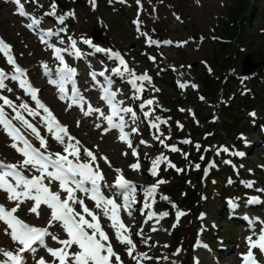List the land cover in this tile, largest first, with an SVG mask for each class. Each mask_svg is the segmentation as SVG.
I'll return each instance as SVG.
<instances>
[{
  "label": "rangeland",
  "instance_id": "374dc122",
  "mask_svg": "<svg viewBox=\"0 0 264 264\" xmlns=\"http://www.w3.org/2000/svg\"><path fill=\"white\" fill-rule=\"evenodd\" d=\"M238 1L141 0L142 7H139L136 0H125L123 3L120 0H96V7L93 9L89 0H57L56 16H47L45 13L50 11L52 0H38V5L42 7L30 3L29 0H21L25 10L41 20L37 29L57 31L60 27H66L67 34L61 33L65 43L59 44L57 38L51 43L63 48L68 46V36L77 39V47L83 53V58L74 59L66 54L65 56L77 69H86L85 79L88 81L89 68L108 69L106 72L109 74L112 73V68L119 65L118 62L108 59L105 53H95L93 48L82 43V39H91L96 46L120 52L130 69L137 74L146 72L151 76V84L145 82V91L140 100L131 99L134 90L127 83L129 79L127 74L113 76L116 78V87L122 91L119 99L124 101L125 106L133 107L139 117L134 125L139 129V133L133 134L131 138L140 153L141 168L139 171H133L129 165L136 162V158L131 155V150L126 144L117 139L118 133L115 130L102 135L95 124L103 122L97 120L96 114H93V121L91 116L86 117L88 121L90 120L87 129L91 134H84L83 126L77 127V119L72 117V114L83 115L79 108L73 106L66 110L67 103L63 104L57 99L58 91L50 84L45 90L46 94L43 93L42 87L48 83V78L43 76L42 64L46 62L49 68L55 69L58 62L53 58L52 51L42 44L39 38L31 35L36 29L30 31L25 26L30 20L19 16L10 0H0V38L12 45L17 62L29 69L32 81L41 90L40 98L53 110L61 123L68 126L70 133L76 138L77 136L81 138L84 141L83 145L95 151L98 156L109 158L112 168L103 160L99 161L105 179L112 183L116 176L114 169L119 168L123 170L128 180L140 188L151 186L157 179L167 181L158 189L157 202L153 210L157 213L168 211L169 216L158 224L150 221L145 225V233L151 232L150 225L159 229L157 232H151L159 240V245L144 247L139 244L138 238L133 236L138 242L139 251L170 258L168 261L161 260L160 264H171L172 260L177 264H194V258L198 259L200 264H241V254L247 251L246 237L251 234V229L249 224H241L230 218L236 217L237 214L232 212L237 211L230 206L229 201L237 205L239 216L243 219L259 217L260 220H264V203L251 205L247 203L249 197L253 196H258L264 201V193L256 190L264 189V67L263 70L258 67L252 73L243 75L239 66L248 54L255 59L264 57V0H245L248 3L247 11L237 20L239 35L234 38L233 47L227 49L228 53L225 54L221 52V44L232 31L227 25L231 23L230 12ZM68 12H74L75 15L67 17L65 24L60 25L56 17ZM176 16H179L180 20H177ZM136 19L141 22L139 32L133 23ZM22 29L27 32L24 36ZM97 29L104 34L98 40L93 37V32L96 33ZM148 39L160 43L150 45L147 43ZM166 40H172L174 43L166 45L163 43ZM181 41L188 43L176 46V43ZM215 52L219 53V60L213 63L210 60ZM228 55L232 57L231 67L223 69ZM149 57H155V60ZM0 67L6 70L10 67L2 54ZM218 78L220 80H216ZM6 83L13 88V93L4 92V95L13 100H16V96H21L34 107V102L24 96L22 90L13 82ZM180 83H188L189 86L182 89L179 87ZM192 83L198 88L193 89L190 86ZM84 87L90 94L96 93V98L100 99L99 92L91 91L88 82ZM208 90H211V93H208ZM200 96L205 99L200 100ZM85 97L92 103L88 96ZM150 98L156 100L159 109L155 108L153 115L146 120L139 110V105L143 100ZM102 109L108 111L107 107ZM253 112L255 116L250 115ZM156 115L167 120L166 124L160 125L159 132L149 126V120H154ZM225 120L230 124L227 130L223 129L228 126L224 124ZM177 122L183 125L182 129L178 128ZM160 133H163L161 139L170 137L165 140L166 144L176 145L181 151L171 152L154 139ZM184 139H189L193 143L184 144L181 142ZM141 140L147 143L141 145L139 144ZM9 144L8 138L0 132V159L15 162L20 157ZM196 144L201 146L199 151L195 147ZM51 146L55 151L61 150L55 143ZM225 147L229 149L228 152L220 151L219 155L216 154L217 150ZM124 152H128V155H123ZM235 152H243L244 156L233 155ZM182 153H187L188 158L185 159ZM160 154H164L177 167L185 170L177 173L175 169L161 164L159 175L151 176L149 171L151 161ZM202 155L205 156L202 160L203 167L200 165ZM210 162H213L215 167L210 168L205 175L204 170ZM195 164L200 165L198 170L195 169ZM171 175L173 177L179 175V180L178 177L172 178ZM183 178H187L183 186L174 187L176 181ZM230 179L232 183H229ZM241 181L255 183L252 188H247ZM161 195L168 196L172 203L186 213L176 227H172L175 222V209L168 201L160 200ZM137 199L142 201L143 195L137 192ZM0 200L6 203L3 194H0ZM140 207L141 205L136 208ZM45 210L43 219L26 213L24 206L18 215L28 223L44 226L47 218V209ZM121 215L127 225H133V232L143 219L137 211H133L131 217L123 211ZM256 226L259 230V223ZM198 241L207 247H197ZM0 242V247L8 249L15 247L3 232H0ZM49 242L53 247L58 246L54 242ZM112 242L115 250L121 254L124 264H134L124 252V246L119 245L114 238ZM165 244L168 247H164ZM223 244L228 246V250L219 255L216 249ZM178 248L181 249L180 254L174 256L173 253ZM39 256L50 259L43 250L38 252L37 258ZM209 257H212L211 262L208 260ZM258 258L264 259V256L258 254ZM28 264H35L31 256L28 257ZM144 264L152 262L145 261Z\"/></svg>",
  "mask_w": 264,
  "mask_h": 264
},
{
  "label": "snow or ice",
  "instance_id": "6c2138e0",
  "mask_svg": "<svg viewBox=\"0 0 264 264\" xmlns=\"http://www.w3.org/2000/svg\"><path fill=\"white\" fill-rule=\"evenodd\" d=\"M12 2L17 7V14L30 20L25 26L30 31L37 29L41 20L28 13L21 0H12ZM29 2L38 5V0H29ZM120 2L123 3L125 0ZM89 3L95 9L96 0H89ZM136 3L142 7L141 0H136ZM57 7V0H52L50 11L45 15L56 16ZM74 15V12H68L56 18L60 25H64L66 18ZM176 19L180 20V17L176 16ZM133 23L139 32L140 20L136 19ZM61 33L67 34L66 27H60L57 31L49 29L38 32L40 42L52 51L53 58L58 62L55 69L49 68L46 62L42 64L43 74L48 78L47 82L57 89L58 99L67 103L66 110L75 106L85 117L96 114V119L103 122L95 124L102 135L116 130L117 139L126 144L131 150V155L136 158V162L130 164L129 168L139 171L140 153L133 145L131 138L133 134L139 133V129L134 126L139 119L137 111L131 106H125L123 100L117 99L119 90H113L112 79L105 75L108 69L99 73L90 72L94 87L99 89L100 100L106 104L108 112L92 105L77 86V69L66 61L64 55L66 53L75 59L83 58V53L77 47V39L68 36V46L63 48L50 42L52 37H57L58 43L64 44L65 39ZM82 43L93 48L95 53H105L108 59L118 62L119 66L112 68L111 72L121 76L127 74L129 77L127 83L134 90L131 99H142L145 82L151 84V76L146 72L137 74L130 69L124 56L118 51L96 46L91 39H82ZM147 43L158 45L160 42L148 39ZM163 43L172 45L174 42L166 40ZM187 43L188 41L177 42L176 46L180 47ZM0 54L10 66L9 70L0 67V132L8 138L9 147L20 157L15 162L0 159V194H3V200L7 201V203L0 202V232L8 236L15 245L12 249L0 247V264H28L29 256L35 264H124L121 254L115 250L113 238L119 245L124 246V252L134 264H144L145 261L160 264L161 260L168 261L170 259L168 256H151L146 251H138V242L133 239V236L137 237L139 244L144 247L157 246L155 241L149 243L152 237L146 235L144 225H148L150 221L158 224L169 216L168 211L157 213L153 210L157 202L158 189L167 181L157 179L151 186L142 187L140 189L143 194L142 201L137 199L138 186L125 177L122 169H114L115 179L109 183L99 163L103 160L109 168H112L109 158L98 156L95 151L84 146L70 133L68 126L61 123L53 110L40 98L41 90L29 81L27 70L17 62L12 45L3 38H0ZM149 59L154 61L155 57H149ZM209 71H211L210 68ZM98 76L104 78L103 83L97 80ZM6 81L15 82L24 96L34 102V107L21 96H16V100H13L8 95H4V92L13 93V88L9 87ZM68 85H71L70 92ZM188 86V83L179 84L182 89ZM190 86L193 89L198 88L195 83ZM154 90L159 91V89ZM199 99L203 101L205 98L200 96ZM156 103L154 98H150L143 100L139 105V110L146 120L155 112ZM180 111L185 110L180 109ZM250 115L255 116V113ZM166 123L167 120L161 119L158 115L154 120H149V126L157 132L160 131V125ZM76 125L79 127L80 121H76ZM177 126L180 129L183 128L179 122ZM126 128L129 130L126 131ZM162 135L163 133H160L154 139L171 152L181 151L176 145L166 144L165 140L170 137L161 139ZM181 142L193 143L189 139ZM52 143L58 145L61 150H53ZM146 143L143 140L139 141V144ZM195 147L199 151L201 146L196 144ZM220 151L228 152L229 149L221 148L216 154L219 155ZM122 154L127 156L128 152ZM182 155L185 159L188 158L187 153ZM233 155L242 157L244 153L235 152ZM200 158L203 160V155ZM225 163H231V161H225ZM161 164L175 169L177 173L185 170L177 167L164 154H160L151 161L149 169L151 176L159 175ZM194 167L198 170L200 165L195 164ZM212 167H215V164L210 162L204 170L205 175ZM229 183H232L231 179ZM241 183L247 188H252L255 182L241 181ZM256 190L264 193V189ZM159 199L168 201L175 209V222L172 227H176L186 213L172 203L168 196L161 195ZM86 200L92 202L91 207ZM247 203L262 204L264 201L258 196H253L249 197ZM137 204L141 207L136 208ZM229 204L233 209L237 207L232 201H229ZM22 206L25 207L26 213L34 214L38 219L44 217V210L47 209L44 226H37L22 219L18 215ZM122 211L129 217L133 215V211H137L143 217L135 232L125 223L121 215ZM245 219L248 220L251 234L246 237L247 251L241 254V264H264V259H258V254L264 256V220H260L259 217L251 219L245 217ZM257 223L260 225L258 231L255 227ZM149 230L157 232L159 229L150 225ZM49 241L58 246H51ZM196 246L207 247V245H201L199 241ZM164 247L168 245L165 244ZM40 250L46 252L50 259H46L45 256L37 258ZM180 251L181 249L178 248L173 255L178 256ZM171 264H177V262L172 260ZM194 264H200V261L194 258Z\"/></svg>",
  "mask_w": 264,
  "mask_h": 264
},
{
  "label": "trees",
  "instance_id": "16d2710c",
  "mask_svg": "<svg viewBox=\"0 0 264 264\" xmlns=\"http://www.w3.org/2000/svg\"><path fill=\"white\" fill-rule=\"evenodd\" d=\"M247 7H248V3H247V1H245V0H239L238 1V4L236 5V7L235 8H233L232 10H231V12H230V21H231V23H230V25H227V28L228 29H232V31L229 33V34H227L226 35V40L225 41H223L222 42V44H221V52H223V53H225V54H227L228 53V50L227 49H230V48H232L233 47V41H234V38L235 37H237L238 35H239V32H238V27H237V20L241 17V16H243L244 15V13L247 11L246 9H247ZM224 30H226V29H224ZM238 32V33H237ZM236 33H237V35H236ZM227 58H226V60H227V63L226 64H223V66H222V68L224 69H228V67H230V66H227L228 64L229 65H231L230 63H231V60H232V57L230 56V55H228V56H226ZM219 60V53L218 52H215L214 54H213V57H212V59L210 60L211 62H213V63H215V62H217ZM253 61H256V62H264V57L263 56H260V57H258V58H254L253 59ZM227 66V67H226ZM240 67H241V64H240ZM261 70H263V67H261L260 68ZM264 71V70H263ZM216 80H220V78H218V79H216ZM206 86H207V84H206ZM208 93H211V90H208L207 91ZM208 117H206V119H207ZM233 119V118H232ZM231 119V120H232ZM229 122H227V120H225L224 121V124L225 125H228L226 128H223V129H225V130H227V129H229V125L230 124H228ZM211 138H212V136H211ZM228 139H230V138H228ZM203 140H205V139H203ZM204 158H205V156H203ZM203 162H202V160H201V162H200V165L203 167L204 166V164H202ZM172 176V175H171ZM174 177H178L177 178V180H179V175L178 176H174ZM173 176H172V178H174ZM185 180H187V178H183L181 181H176L177 183L175 184V186L174 187H176V186H179V185H181V186H183V182L185 181ZM172 187H173V185H172ZM170 194H172L171 192H170Z\"/></svg>",
  "mask_w": 264,
  "mask_h": 264
},
{
  "label": "bare ground",
  "instance_id": "6f19581e",
  "mask_svg": "<svg viewBox=\"0 0 264 264\" xmlns=\"http://www.w3.org/2000/svg\"><path fill=\"white\" fill-rule=\"evenodd\" d=\"M23 31H24V29H22ZM40 31V29H36V31H34V32H32L31 33V35H33V37L34 38H36V39H38V32ZM27 32L26 31H24L23 32V34H22V36H24L25 34H26ZM57 37H55L54 39H56ZM84 50V49H83ZM91 55H93V54H91ZM114 76H118V75H116V74H113ZM43 76H45V75H43ZM49 86V83H45L44 85H43V87H42V91H43V93H45L46 94V88ZM120 91V90H119ZM83 92H87L86 90L85 91H83ZM90 97V99H94V100H96V103L98 104V105H101L103 108H106L107 106H106V104L103 102V101H101L100 99H97L96 98V96H95V93L93 92H91V95H89ZM95 96V97H94ZM58 99V98H57ZM61 101V100H60ZM61 103H65V101H61ZM72 117L73 118H75V119H77V121H80V126H83V129H82V132L84 133V134H86V135H89V133H90V131H89V129H87V128H89V126H90V120L88 121L87 119H86V117L84 116V115H78V116H75L74 114H72ZM91 120L93 121L94 119H92V116H91ZM79 126V127H80ZM91 134V133H90ZM77 136V135H76ZM77 138L82 142V144H83V140H81V138H79L78 136H77ZM141 145H145V144H141ZM141 145L140 146H138V148H140L141 147ZM111 171V169H109V172ZM138 186V185H137ZM141 188L138 186V193H139V195H143L142 194V191L140 190ZM142 200V199H141ZM6 203H7V201H6ZM137 206H140V204H137L136 205V207ZM254 209V208H253ZM234 210H236L237 212H232L233 214H237V217H239V211L237 210V208H235ZM44 211H46V210H44ZM126 218V217H125ZM40 219H43V218H40ZM237 222L238 223H241V224H245V221L243 220V219H237ZM131 228H133V225H131L130 226ZM146 226L144 225V228H145ZM257 230H258V228H257ZM146 235H149V236H151L152 237V241H149V243H152L153 241H155V242H157V245H159V240H157L156 238H155V236H154V234L153 233H146ZM154 238V239H153ZM0 244H1V242H0ZM228 250V246H225L224 244L220 247V248H217L216 249V251H217V253L219 254V255H222V253H226V251ZM139 251V250H138ZM151 256H155L154 254H150ZM208 260L211 262L212 261V257H209L208 258ZM152 262V261H151ZM152 264H153V262H152Z\"/></svg>",
  "mask_w": 264,
  "mask_h": 264
},
{
  "label": "water",
  "instance_id": "95a60500",
  "mask_svg": "<svg viewBox=\"0 0 264 264\" xmlns=\"http://www.w3.org/2000/svg\"><path fill=\"white\" fill-rule=\"evenodd\" d=\"M103 32L99 29L96 30V33L93 32V37L94 39H101V37L103 36ZM263 62H255L253 61L252 57L250 54H248L246 57H244V59L242 60V74H250L252 73L255 69H257L258 67L262 66ZM156 110L159 109V105L158 103H156Z\"/></svg>",
  "mask_w": 264,
  "mask_h": 264
}]
</instances>
